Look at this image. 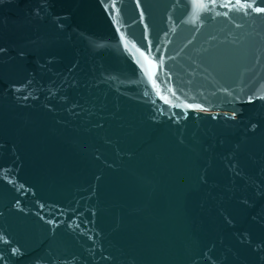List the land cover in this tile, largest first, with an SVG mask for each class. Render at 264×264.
Here are the masks:
<instances>
[{
	"label": "water",
	"instance_id": "obj_1",
	"mask_svg": "<svg viewBox=\"0 0 264 264\" xmlns=\"http://www.w3.org/2000/svg\"><path fill=\"white\" fill-rule=\"evenodd\" d=\"M264 0H0V264H264Z\"/></svg>",
	"mask_w": 264,
	"mask_h": 264
},
{
	"label": "snow or ice",
	"instance_id": "obj_2",
	"mask_svg": "<svg viewBox=\"0 0 264 264\" xmlns=\"http://www.w3.org/2000/svg\"><path fill=\"white\" fill-rule=\"evenodd\" d=\"M258 11H264V9H257Z\"/></svg>",
	"mask_w": 264,
	"mask_h": 264
}]
</instances>
